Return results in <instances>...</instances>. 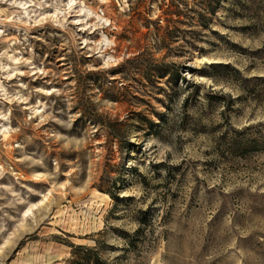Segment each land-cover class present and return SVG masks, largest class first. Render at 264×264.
Wrapping results in <instances>:
<instances>
[{"label":"rangeland","instance_id":"1","mask_svg":"<svg viewBox=\"0 0 264 264\" xmlns=\"http://www.w3.org/2000/svg\"><path fill=\"white\" fill-rule=\"evenodd\" d=\"M181 7L0 0V264H264V0Z\"/></svg>","mask_w":264,"mask_h":264},{"label":"trees","instance_id":"2","mask_svg":"<svg viewBox=\"0 0 264 264\" xmlns=\"http://www.w3.org/2000/svg\"><path fill=\"white\" fill-rule=\"evenodd\" d=\"M196 6H191L188 4V0H171L172 12L176 14L178 17H181L184 14V11L181 6L186 5L188 11L193 12L194 14L198 15L200 18V25L203 27H208L209 23L207 22V14L215 15L221 4L222 0H193ZM179 21V18L177 19ZM73 248V259L71 263H79L84 264L82 262L86 261L87 263L92 264H114L112 262L107 261L100 255L95 253V249L90 246L85 245H71ZM84 250L85 256L80 255L79 251Z\"/></svg>","mask_w":264,"mask_h":264}]
</instances>
